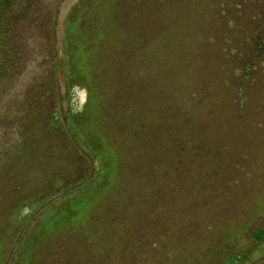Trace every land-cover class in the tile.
Masks as SVG:
<instances>
[{
    "label": "trees",
    "instance_id": "obj_1",
    "mask_svg": "<svg viewBox=\"0 0 264 264\" xmlns=\"http://www.w3.org/2000/svg\"><path fill=\"white\" fill-rule=\"evenodd\" d=\"M66 82L86 91L74 116L91 119L79 129L100 157L91 183L90 156L63 150L54 121ZM251 119H264V0H0V140L15 134L37 156L27 179H9L22 189L10 205L0 200V264H234L233 229L212 242L209 219L187 206L206 204L215 159L242 148ZM16 152L0 142L20 163ZM86 195L77 222L59 227L76 248L46 249L60 242L52 229L7 259L22 207L58 201L54 215ZM33 225L39 235L43 220Z\"/></svg>",
    "mask_w": 264,
    "mask_h": 264
},
{
    "label": "rangeland",
    "instance_id": "obj_2",
    "mask_svg": "<svg viewBox=\"0 0 264 264\" xmlns=\"http://www.w3.org/2000/svg\"><path fill=\"white\" fill-rule=\"evenodd\" d=\"M56 70L59 71V67H56ZM66 70L67 68H65V72L67 73ZM60 89H62V86ZM62 91V97L65 98L61 104L62 116L54 119L60 135L64 137L61 147L68 153L82 148L83 152L85 151L90 156L94 168L93 178L91 177L92 180L90 179L88 182L97 181L98 175L102 171L99 163L100 157L85 144L79 132V129L85 126L83 131L86 135L89 134L90 131L87 129V126L90 123L87 120L91 119L87 118L86 115L80 117L74 116L82 112L84 108L86 91L84 88L79 87V85H72L70 87L67 82L63 85ZM136 125L138 127L139 123ZM35 126L31 127L34 131L32 134L36 132ZM139 129L143 133L142 126ZM129 131L128 126V130L125 133L126 136L129 134ZM239 137L242 148L233 149L232 151L230 149L225 150L222 155H218L215 159L216 161H220L219 167L221 172L220 174L217 173L216 176L219 177V181L221 182H218L215 186L209 185L207 187L208 190L205 193L207 195L210 192L211 196L206 204L200 200L198 201L197 211L191 203L187 208L190 210V216H192L193 210L195 216L204 219L207 217L209 219L207 223L211 230L208 232L207 238L212 242L217 241L218 236L222 235V233L230 231V228L233 229L234 240L227 247V253L237 250V253L232 257V263L235 264L242 260V264H264V119H251L243 123ZM0 142L5 147L9 145L17 147L14 159L20 162H11L0 153V175L6 177L2 182L3 193L0 200L3 207H6L10 205L19 190H22L10 184L9 179L15 176L20 178L26 177L27 179L29 169L32 172L33 167L36 168V164L32 162L34 154L31 157L30 147L28 145L23 147L22 142H19L15 134H11L8 139L3 137ZM159 153L162 154L163 149H160ZM36 158L37 156L35 155L34 160ZM30 182L24 185L29 186V188L34 186L32 181ZM91 197L90 195H86V198L82 197L77 202H73L72 200L65 201L64 199L62 205H65V210H59L54 215L51 214V210L53 209L50 206H55L58 201L47 203L46 205L39 204L35 208L34 204L22 207L19 213L17 212L18 218L16 215L14 217V222L20 223L22 230L16 236L14 235V243L6 255L8 256L7 259L10 257L9 260H11L14 254V247L17 244L25 243L23 247L28 249H31L35 244L45 245L50 237L48 233L52 229L59 236L57 240L64 242V244L61 245L58 242L56 245L51 244L47 246L46 249L56 252V255L61 257L58 250L71 251L73 247L76 248L75 242H79L80 238L75 235L74 231H69L72 232L70 234L63 232L64 230L59 227L66 223L77 222V217L79 218L82 215L83 209L89 204ZM61 198L62 196L58 197V199ZM36 218L43 220V228L39 231V235L34 231L33 221ZM254 231L257 232L254 233ZM66 255L67 253L64 252L62 256L63 262L69 260V257H66ZM225 255L226 253L222 255L220 252L213 253L211 258L214 260L222 259ZM67 264L78 263L70 261Z\"/></svg>",
    "mask_w": 264,
    "mask_h": 264
}]
</instances>
